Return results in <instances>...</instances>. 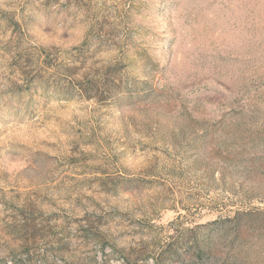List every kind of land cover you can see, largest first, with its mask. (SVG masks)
I'll list each match as a JSON object with an SVG mask.
<instances>
[{
    "label": "rangeland",
    "instance_id": "1",
    "mask_svg": "<svg viewBox=\"0 0 264 264\" xmlns=\"http://www.w3.org/2000/svg\"><path fill=\"white\" fill-rule=\"evenodd\" d=\"M0 264H264V0H0Z\"/></svg>",
    "mask_w": 264,
    "mask_h": 264
},
{
    "label": "trees",
    "instance_id": "2",
    "mask_svg": "<svg viewBox=\"0 0 264 264\" xmlns=\"http://www.w3.org/2000/svg\"><path fill=\"white\" fill-rule=\"evenodd\" d=\"M67 71H72V68L71 67H68ZM112 77V75H111ZM115 80L114 78L112 79H104L103 81H97V80H94V79H89V80H86V83L83 84L82 86H80V90L85 94V95H88L89 97H95V95H97L96 93H98V91L101 89V88H107V90H105L104 92H111L112 91V87L115 86ZM105 88V89H106Z\"/></svg>",
    "mask_w": 264,
    "mask_h": 264
}]
</instances>
